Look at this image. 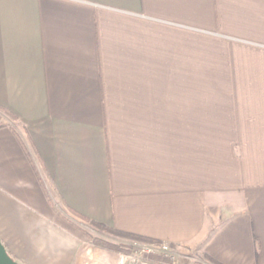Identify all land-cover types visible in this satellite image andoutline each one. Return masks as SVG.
Segmentation results:
<instances>
[{"label": "crops", "instance_id": "1", "mask_svg": "<svg viewBox=\"0 0 264 264\" xmlns=\"http://www.w3.org/2000/svg\"><path fill=\"white\" fill-rule=\"evenodd\" d=\"M0 105L20 264H130L82 219L264 264V0H0Z\"/></svg>", "mask_w": 264, "mask_h": 264}, {"label": "rangeland", "instance_id": "2", "mask_svg": "<svg viewBox=\"0 0 264 264\" xmlns=\"http://www.w3.org/2000/svg\"><path fill=\"white\" fill-rule=\"evenodd\" d=\"M0 124L11 125L13 124V118L4 113H0ZM215 128H209V135H215ZM77 226L85 233L89 238V235L100 236L106 239H110L112 242L120 243L123 246V250H112L122 253L129 257L130 264H144L147 261L160 262L162 264H177L183 255L189 256L191 252L183 250L179 251L177 248L171 245V252L165 255L158 246H147L148 243L153 244L156 242H145L136 239L122 238L115 235L106 234L97 228H94L83 221L77 220ZM160 243V242H159ZM93 244V243H92ZM101 248V247H100ZM105 249V248H104ZM110 250V249H108ZM155 250V251H148ZM181 252V253H180ZM198 252H195V257L199 258Z\"/></svg>", "mask_w": 264, "mask_h": 264}, {"label": "trees", "instance_id": "3", "mask_svg": "<svg viewBox=\"0 0 264 264\" xmlns=\"http://www.w3.org/2000/svg\"><path fill=\"white\" fill-rule=\"evenodd\" d=\"M0 113H4L8 116H13L12 113L8 109H6L5 107H3L1 105H0ZM5 125L6 124H0V127L5 126ZM82 220L84 222H86V224H88L94 228H97L106 234L115 235V236H119L122 238L141 240V241H145V242H156V243L162 242L160 240H156V239L146 237L143 235H139L136 233L126 232V231L116 229L114 227H111V226L103 223V222H99V221H95V220H89V219H82ZM89 240L91 243H93L97 247L110 249V250H123V246L120 243H116V242L114 243L110 239H106V238H103L100 236L89 235ZM206 258L208 259L209 264H223L220 261L213 258L212 256H210L209 254L206 255ZM202 264H205V263H202Z\"/></svg>", "mask_w": 264, "mask_h": 264}, {"label": "water", "instance_id": "4", "mask_svg": "<svg viewBox=\"0 0 264 264\" xmlns=\"http://www.w3.org/2000/svg\"><path fill=\"white\" fill-rule=\"evenodd\" d=\"M0 264H20L15 258H13L8 252L5 244L0 239Z\"/></svg>", "mask_w": 264, "mask_h": 264}, {"label": "built area", "instance_id": "5", "mask_svg": "<svg viewBox=\"0 0 264 264\" xmlns=\"http://www.w3.org/2000/svg\"><path fill=\"white\" fill-rule=\"evenodd\" d=\"M153 245H156V246H158V249L160 248V250L163 252V253H165V255H168L170 252H171V244L170 243H167V242H160V243H153V244H150V243H148L147 245H146V247L147 246H153ZM148 251H155V250H148Z\"/></svg>", "mask_w": 264, "mask_h": 264}]
</instances>
